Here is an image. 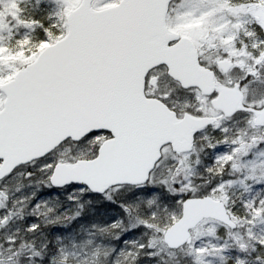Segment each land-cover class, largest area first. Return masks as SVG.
I'll list each match as a JSON object with an SVG mask.
<instances>
[{
    "label": "snow or ice",
    "instance_id": "1",
    "mask_svg": "<svg viewBox=\"0 0 264 264\" xmlns=\"http://www.w3.org/2000/svg\"><path fill=\"white\" fill-rule=\"evenodd\" d=\"M28 5L0 0V264H264V0Z\"/></svg>",
    "mask_w": 264,
    "mask_h": 264
},
{
    "label": "rangeland",
    "instance_id": "2",
    "mask_svg": "<svg viewBox=\"0 0 264 264\" xmlns=\"http://www.w3.org/2000/svg\"><path fill=\"white\" fill-rule=\"evenodd\" d=\"M33 5H34V0H29V5H28V7H29L30 10H31V8H32ZM257 95H259V94H257ZM189 99H190V98H189ZM243 119H244L243 114H241L240 116H238V117L235 119V121H234V122L232 123V125H231V127L233 128V130H235V129H237V128H243V127H244ZM257 134H264V129L260 130V132H258ZM201 158H202V160L204 161L205 164L211 162V157H210V156H207L206 154H201ZM192 179H193L194 183H196V184H199V183H200V181L196 178L195 175L192 177ZM12 187H13V190H14V188H15V184H13ZM234 191H235V193H236V196H239L240 193L242 192V189H240L239 186H237V188L234 189ZM252 194L254 195L255 193L253 192ZM57 195H59V194L57 193ZM262 195H264V193H262ZM234 198H235V197H234ZM64 203H66V204H68V205H64V204H62V203H58V202H56V200H53V201L51 202V206H52V207H56V208H57V211H58L59 213H63V212H65V211H68L69 208H70V209L72 208V207L70 206L69 202H68L66 199L64 200ZM64 206H65V207H64ZM63 208H64V209H63ZM89 209H90V208H89ZM208 226H209V225L206 224V225H204V228L206 229ZM220 234L223 236V229L220 230ZM213 242L215 243V241H213ZM230 242H231V241H230ZM186 251H187V250H185L184 253H177V255H178V256L186 257ZM232 255H234V253H233ZM209 259L212 260V264H224V262H222L219 258H212V257H210ZM162 260H163V261H166L167 264H176V260L170 258V257H169L168 255H166V254H163V255H162ZM142 264H154V262H153V261H149V260H144V261L142 262ZM227 264H232V261H231V260H228V261H227Z\"/></svg>",
    "mask_w": 264,
    "mask_h": 264
},
{
    "label": "trees",
    "instance_id": "3",
    "mask_svg": "<svg viewBox=\"0 0 264 264\" xmlns=\"http://www.w3.org/2000/svg\"><path fill=\"white\" fill-rule=\"evenodd\" d=\"M59 195V199L58 200H56V202H58V203H62V204H64V205H68V204H66V203H64V200H65V196H66V194H61V193H58ZM71 206V205H70ZM65 207V206H64ZM72 207V206H71ZM64 209V208H63ZM72 209V208H71ZM70 208L68 209V210H71ZM92 211V208H90L89 209V212H91ZM75 225H73V227H74Z\"/></svg>",
    "mask_w": 264,
    "mask_h": 264
}]
</instances>
